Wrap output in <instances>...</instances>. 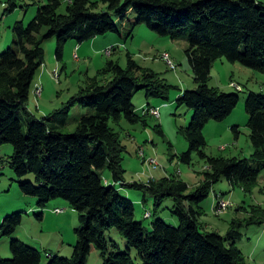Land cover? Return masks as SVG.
<instances>
[{
    "label": "trees",
    "instance_id": "16d2710c",
    "mask_svg": "<svg viewBox=\"0 0 264 264\" xmlns=\"http://www.w3.org/2000/svg\"><path fill=\"white\" fill-rule=\"evenodd\" d=\"M102 1L106 10L101 11L93 0H49L28 26L16 22L15 41L0 55V147H13L9 166L20 181L34 176V181L20 183L24 195L37 198L41 208L52 200L64 199L77 212L81 224L72 258L53 257L49 264H87L95 251L100 252L102 264H248L237 243L243 239V227L264 226V207L253 206L247 218L234 219L221 235L207 230L203 204L224 179L246 193L257 186L264 171V95L250 92L246 102L254 148L250 160L209 156L204 129L211 122L227 120L240 102L237 93L210 87L212 68L218 60L240 63L264 74V1ZM63 4L66 11L60 14ZM16 8L12 0L10 10ZM129 25L132 31L145 25L173 41L188 42L187 55L197 88L177 99L179 107L194 111L190 125L182 128L189 149L181 160L190 165L197 153L207 165L201 184L192 192L177 177L151 178L148 183L125 179L126 148L111 122L117 127L123 121L146 127L147 117L154 116L151 110L161 109L148 105L149 109L139 110L133 105L135 94L143 90L149 98L169 100L174 88L140 67L132 55L126 69L108 61L61 109L41 118L28 110L35 78L45 64V41L57 38V57L62 60L69 41L81 44L108 34L126 40L132 34L126 33ZM78 105L84 112L77 118L76 131L62 132L71 109ZM233 130L239 135L237 126ZM105 170L111 179L103 177ZM130 191L143 193L144 219H155L151 228L136 219L135 204L141 201L125 197L124 192ZM148 195L154 200L153 211L146 207ZM218 195L219 201L224 199L223 194ZM167 200L174 201L172 214L179 221L177 227L159 216ZM22 222V213L7 217L0 225V238L13 236ZM114 229L123 238L124 250L107 239ZM11 251L13 258L0 259V264L42 263V253L22 241L13 240Z\"/></svg>",
    "mask_w": 264,
    "mask_h": 264
},
{
    "label": "rangeland",
    "instance_id": "374dc122",
    "mask_svg": "<svg viewBox=\"0 0 264 264\" xmlns=\"http://www.w3.org/2000/svg\"><path fill=\"white\" fill-rule=\"evenodd\" d=\"M48 1L14 0L17 8L12 11L10 10L12 0H0V55L6 52L15 41L13 28L16 22L20 21L28 26L36 17L39 8L46 5ZM93 1L99 4L101 11L106 10L102 0ZM65 11L66 4H63L59 13L64 14ZM126 24L128 25L127 22ZM132 29L130 25L127 27L126 33L132 32V34L130 33L126 40L121 41L124 45L121 44L122 47H118L119 49L113 56L111 55L115 47L110 54L106 50L97 51L89 45H85L81 51H78L77 46L79 45L71 40L65 46L63 59L59 60L57 38L45 41L43 44L45 64L35 78L28 110L41 118L61 109L80 89L88 85L89 78L95 77L107 66L108 61H115L126 69L129 63L128 56L132 55L140 67L156 73L174 88L170 90L169 100L149 98L143 90L135 94L133 105L136 108L142 110L151 105L161 109L160 118L147 117L146 127L141 124L132 125L126 121L117 127L111 122V126L120 133L126 148L123 156L125 179L131 182L148 183L151 178L160 180L165 177H177L186 182L189 185V191L192 192L201 184L207 165L197 153H194L190 165L181 160V155L189 149L182 128L190 125L194 111L184 105L179 107L177 99L185 91L197 88L187 55L188 42L184 39L173 41L157 34L145 25H140L133 31ZM45 32L46 30L43 34ZM165 52L176 64V70L170 68L164 61ZM232 82L235 87H241L237 89L240 92L232 86ZM210 87L218 88L225 93H237L240 102L227 120L206 125L204 129L207 140L206 153L211 157L250 160L254 148L248 129L249 116L246 102L250 92L264 95V74L240 63H230L222 59L213 65ZM38 88H41L42 93H39ZM83 112L84 108L80 105L73 107L68 124L61 131L74 133L77 128V118ZM233 125L239 128V135L232 129ZM13 152L11 145L0 147V225L7 217L17 213L23 214V222L13 236L0 238V259L13 258L11 251L13 240L22 241L29 247L40 251L42 253L41 264H49L53 257L71 259L77 244L76 230L81 226L77 212L64 199L52 200L46 208H41L37 198L24 195L20 183L27 180L34 181V176L22 181L17 179L9 166ZM151 159H155L158 164L151 165L149 163ZM103 177L111 179L110 172L105 170ZM126 194L127 192H124L129 200L141 201L135 204L136 219L151 228V223L155 219H144L143 193L130 191L128 194L131 196ZM218 194H223L220 195L221 198L230 202V206L225 211L215 210ZM146 197L148 199L146 207L153 211L154 200L149 195ZM173 206L174 201L167 200L159 216L167 224L177 227L179 221L172 214ZM203 206L207 214L203 217V223L207 230L225 235L234 219L247 218L249 216L247 213L251 212L253 206L264 207V171L252 193H246L240 187L233 188L224 179L214 186ZM241 208L245 211L239 210ZM241 232L243 239L237 243V247L243 252L247 263L264 264V226H246L241 229ZM107 239L117 243L123 250L126 247L116 229L107 234ZM102 263L99 251L93 252L87 260V264Z\"/></svg>",
    "mask_w": 264,
    "mask_h": 264
},
{
    "label": "crops",
    "instance_id": "0c3cea01",
    "mask_svg": "<svg viewBox=\"0 0 264 264\" xmlns=\"http://www.w3.org/2000/svg\"><path fill=\"white\" fill-rule=\"evenodd\" d=\"M123 24H125V23H123ZM121 41H122V39L118 35L113 34V36H112V34H108L106 36L97 37L90 42H85V43H81V44L77 43L76 41L75 42L77 43V45H79V46H77L78 51H81L85 47V45H89V46L95 48L97 51L102 50V52L105 50L107 51L108 49H110L111 47L114 46L115 49L113 50L112 55H111V56H113L116 54V50L121 48L122 45H124V43H122ZM237 85H239V84H237ZM152 107L155 108L156 106H152ZM138 109L140 110L141 108H138ZM160 115H161V111H160ZM229 128H231L230 125H229ZM232 129H233V127H232Z\"/></svg>",
    "mask_w": 264,
    "mask_h": 264
},
{
    "label": "built area",
    "instance_id": "2783aa9c",
    "mask_svg": "<svg viewBox=\"0 0 264 264\" xmlns=\"http://www.w3.org/2000/svg\"><path fill=\"white\" fill-rule=\"evenodd\" d=\"M113 49H114V46H113V48L108 49L106 52L108 54H110ZM168 57H169V59H171L170 56H168ZM174 64H175L174 61L171 59V66H170V68L174 69ZM236 89H241V87L238 86ZM38 90H39V93H42L41 88H38ZM151 114L154 115V116H156V117H160V111L158 109L151 110ZM149 162L151 163V165L152 164L153 165H157L158 164L157 161H154L153 159H151ZM220 207H222V208H228L229 207V201L227 202L226 200H224L223 203H222V206H220Z\"/></svg>",
    "mask_w": 264,
    "mask_h": 264
},
{
    "label": "bare ground",
    "instance_id": "6f19581e",
    "mask_svg": "<svg viewBox=\"0 0 264 264\" xmlns=\"http://www.w3.org/2000/svg\"><path fill=\"white\" fill-rule=\"evenodd\" d=\"M111 48H113V47H111ZM168 56H170L168 53H164L163 54V59H164V61L166 62V64L170 67L171 66V59H169V57ZM176 66H175V64H174V69H176L175 68ZM238 87V86H237ZM236 87V88H237ZM149 109V108H148ZM147 110V109H146ZM156 118H159V117H156ZM144 159V158H143ZM154 161H156L155 159H153ZM150 163V162H149ZM151 164V163H150ZM217 197V196H216ZM223 198V197H222ZM216 199V198H215ZM221 199V198H220ZM218 201H219V199H217ZM223 201H224V199H221L220 201H219V205H218V207H216L217 208V210H221V211H225L227 208H222V207H220V206H222V203H223ZM216 202V201H215ZM214 202V203H215ZM216 204V203H215ZM215 205H213V207H214ZM229 206H230V202H229ZM216 210V209H215ZM214 210V211H215ZM219 212V211H218Z\"/></svg>",
    "mask_w": 264,
    "mask_h": 264
}]
</instances>
